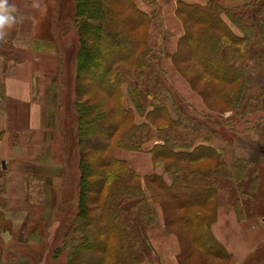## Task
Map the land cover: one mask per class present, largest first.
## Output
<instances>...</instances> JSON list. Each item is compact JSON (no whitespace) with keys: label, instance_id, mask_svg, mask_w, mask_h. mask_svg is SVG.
Wrapping results in <instances>:
<instances>
[{"label":"rangeland","instance_id":"rangeland-1","mask_svg":"<svg viewBox=\"0 0 264 264\" xmlns=\"http://www.w3.org/2000/svg\"><path fill=\"white\" fill-rule=\"evenodd\" d=\"M57 2L60 15L63 19L67 20L63 21L61 25L58 24L60 31L63 34L65 29H69L64 33V39L62 40L65 44V50H61L60 54L62 57L64 77L58 82L59 87L62 88L61 96H63L61 109L64 115V136L62 134L60 163L64 169L63 181L65 179V182L63 188L60 190V195L56 197L54 195L51 206L44 208L41 219L36 221V223L31 220L30 225H22V228L16 229L17 233H15L16 231H14L10 220L5 217L2 233L5 232L7 239H2L1 233L0 247L3 252L1 262L3 264H69L70 253L68 247L70 246H64L63 239L66 231L72 232V225H75L80 220L77 209L80 196L81 199L82 196L85 198L83 202L84 208H89L87 213L84 211L83 215L98 216L100 210L96 206H99V202L102 199L103 204L110 192L115 189L114 192L116 193L112 194V198L119 220L128 226L133 222L145 225L147 222L148 227L145 232L148 236V230L156 225V220L163 218L166 229L176 233L178 236L179 244L183 249V254L181 255V262L183 264H227L229 259L214 258L197 246L192 245L191 237L184 222V213L186 214V211H191L201 216L205 215L208 219L207 228H209V220L211 221V218H215L216 207L219 201L218 193L214 196L213 192L211 195L214 197L212 196V198L210 193L218 183V190L223 189L225 191L224 201H226V204L232 206L239 217L244 218L247 216L249 219L263 220L261 222L264 225V56L262 58L257 57L258 60L254 64L250 62L246 67L251 75L248 81L243 82V89L245 88L247 90L249 104H242L243 106L240 107L242 109L248 105V109L250 107L251 109L241 114L236 111V107L232 102L227 101L228 98L224 95V93L227 95L228 93L233 94L236 89L241 88V83L219 81L203 71L202 66L194 60L191 50H188L189 47L185 43L182 44L179 50H177L178 48L175 51L157 50L159 51V53L157 52L159 65L164 74H166L170 86V89L164 92L167 96V114L172 122L169 123L168 119L162 115L146 117L145 114H138L128 98L125 84L122 86L124 95L122 101L124 107H131L135 111V125L140 126V124L144 123L145 127L141 128V130L146 132L147 136L150 135L149 138L152 135L150 139L148 138L142 144V148L147 143L152 144L151 150L156 146L154 148L155 151H157L158 146H163L161 153L164 156L155 154L156 157L154 159L151 157V160L155 168H159L171 180V183L174 177L173 184L166 183L165 179L157 173L154 174L155 176L149 175L146 177L138 173L136 174L139 176L134 175L126 167L127 162L124 161L123 163L112 157L113 150L115 149L134 151L123 147L124 140L121 139V133L128 127V124L121 123L114 134L107 138L109 142L107 149L99 148L94 152L84 149V157L86 159L92 161L95 158L98 160L103 158L107 159V164L100 166L99 161V166L111 174V177L118 180V183H116V180L108 182V185L102 190L101 197L99 195L97 198V195L93 191V185H86L87 188H80L79 186L82 175L80 167L82 159L80 152H82V149L78 142L75 121L76 113L74 111V66L77 53L75 49L78 47L79 38L73 26L74 2L73 0H57ZM217 2L223 6L218 0ZM123 3L124 0H119L121 6L118 3H113L112 7L114 10L119 11L118 14L120 16L132 15L128 8L122 6ZM156 17L157 15L153 17L154 21L151 19L149 24L148 38L150 37V28L157 29L160 22L163 21L162 18L159 19V17ZM221 17L236 35H241L237 26L225 14H222ZM178 19L182 23L179 17ZM182 20V27L183 29L185 27V30L196 33L198 29L202 28L200 25L192 23L186 18ZM256 22L259 23L260 19H256ZM138 32H141L140 28ZM131 33H134L136 37L139 36L138 33L133 31ZM70 35L74 45L68 44ZM5 46L7 44H4ZM2 50L5 51L8 49L2 48ZM97 52L100 55L98 50ZM3 53L5 54L2 57L7 59L5 55H9L8 51ZM14 57L12 56V58ZM83 82L88 83L89 81L84 80L80 84ZM219 89H222L224 93L219 94L221 93ZM251 95L252 97H256V100L251 99ZM100 97L104 100L103 106L105 109L113 107L118 102L117 97L113 96L110 98L101 91H96V94L87 92L80 97V101L85 105H89L97 102ZM182 104L193 108L195 117L186 114L189 118L185 119L184 124H181L179 128L176 127L177 124L175 121L181 112L179 107ZM252 106H254V109H252ZM132 129L136 131V135L142 132L133 126ZM136 135L134 134V136ZM167 137L171 140H168ZM214 140H220V143L222 142L221 144L225 145L228 149L233 148L232 157L229 162L223 158L224 148L219 150L212 145ZM209 147L215 153L221 155L220 160L224 165L215 158L206 156L195 159H183V157H187L183 153L193 155L199 149V152H202L200 154H206L208 151L200 148ZM150 149L148 150L149 152ZM88 151L90 152L89 154H87ZM255 157H258L257 160H255ZM85 158L83 159L85 160ZM250 162L254 163L252 164ZM232 164L239 169L242 166H247L249 169H244L241 171V174H238L235 172V169L232 171ZM7 166L9 167L8 164ZM2 168L0 164V172H2L0 173V185L5 188L6 174L3 175L5 169L2 170ZM216 168H219V173L215 171ZM247 172L254 174L240 182L243 179L238 177L245 175ZM196 173H203L204 175V177H200L198 180L203 179V183L208 187L206 189V194L208 195L206 198L209 200V203L206 205L184 204V206H181L180 203H186L189 199L186 196H181V194L173 195L171 191H176V188L181 184L180 178L194 183L195 179H197ZM212 177L217 178L216 183H213V185L210 179ZM84 178L86 182H90L89 180L91 178L89 176H85ZM249 181H251V186H248L250 184ZM240 183L244 184L247 195L240 194ZM184 184L186 185V183ZM33 186L30 191L31 199L32 192H34ZM250 187L252 188L249 190ZM2 197L4 199L3 195ZM205 200L200 203L203 204ZM29 208L34 211L33 207ZM33 216L35 215L33 214ZM80 235L78 231L72 233V236L78 240ZM110 241L113 242V239H110ZM128 241L126 240V252L122 255L123 264H158L156 253L150 251L144 239H141L140 247H135L131 253L128 250V245H131ZM131 241H134V239ZM114 244L116 246L115 242H113ZM134 245L136 246V244ZM95 249L96 251L100 250L97 247ZM80 259L79 254H77L75 260L79 261ZM260 259L254 258L252 261L254 264H258L259 261L257 260Z\"/></svg>","mask_w":264,"mask_h":264},{"label":"trees","instance_id":"trees-1","mask_svg":"<svg viewBox=\"0 0 264 264\" xmlns=\"http://www.w3.org/2000/svg\"><path fill=\"white\" fill-rule=\"evenodd\" d=\"M73 2V26L79 38L74 66V111L76 113L75 121L78 142L82 149V152H80L82 175L79 186L80 188H87L86 185H93V191L98 198L99 195L101 197L102 190L105 189L108 182L116 180V183H118V180L111 177V174L107 173L103 167H100L108 163L107 159L98 160L95 158L93 161L86 159L84 157V149H88L90 152H94L99 148L107 149L109 147L107 138L114 134L121 123L128 124V127L121 133V139L124 140L123 147L128 150H142V144L150 136H147L146 132L141 130V128L145 127L144 123L140 124V126L135 125V111L131 107H124L122 101L124 97L123 84H125L128 98L138 114H145L146 117L162 115L168 119L169 123L172 121L167 114V96L165 92L170 89V86L166 74H164L159 65L157 56L159 51L150 47L148 43V27L153 17L152 14L150 15L140 10L133 0H124L122 4V6L129 9L132 14L130 16H120L118 14L119 11L113 9L112 4L118 3L120 5L119 0H73ZM175 12L182 23V19L186 18L202 27L196 33L185 30L184 27V33L178 40L177 50L185 43L189 47L188 50H191L194 60L202 66L203 71L219 81L241 83V88L236 89L233 94L228 93L227 95L222 89H219V92H221L219 94L224 93L228 98L227 101L234 104L236 111L241 114L248 112L251 109V107L248 109V105L241 109L242 104H249V96L246 92L247 90L243 89V82L248 81L251 75L246 69L248 63L254 64L258 60L257 57L262 58L264 56V0H251L248 3L231 8L221 6L217 0H209L204 5L178 1ZM222 14H225L237 26L241 35H236L230 29L222 19ZM256 19H260V22L257 23ZM16 27L17 23L10 29L7 37L0 40V56L5 54L3 53L5 51L15 56L12 39L16 33ZM139 28L141 29L140 33L138 32ZM131 31L138 33L139 36L136 37ZM4 44H7V46L4 47ZM2 48L8 50L4 51ZM84 80L89 82L80 84ZM96 91H101L110 98L113 96L117 97V104L113 103V107L105 109L102 97L97 102L89 105H85L80 101V97L85 95V93L96 94ZM250 98L256 100V97H252V95ZM179 108L181 112H178V119L175 121L176 127L184 124L185 119L189 118L187 115L195 117V112L190 106L182 104ZM252 109H254V106H252ZM132 126L142 132L136 135V131L132 129ZM2 133L0 131V137ZM167 139L171 140L169 137ZM154 148L150 149L152 159L156 157L155 154L164 156L161 153L163 146H158V152ZM200 149L208 152L200 154L202 152H199L198 149V152L193 155L183 153V155L187 156L183 157V159H195L206 156L215 158L223 164L220 160L221 155L215 153L211 147ZM89 151L87 154L90 153ZM112 157L124 163L123 160L117 159L113 155ZM254 162L250 163L253 164ZM126 167L134 175H138L127 165ZM231 169L232 171L235 169L236 173L241 174L242 170L249 168L242 166L239 169L232 164ZM215 171L219 173V168H216ZM172 173L175 174L174 171ZM154 174L151 173L145 175V177L149 175L155 176ZM252 174L254 173L247 172L238 178L243 179L240 180L241 182ZM195 175H197V179H195L194 183L180 178L181 184L176 188V191H171L173 195L181 194V196H186L189 199L186 203H180L181 206H184V204L206 205L209 203L206 198L208 196L206 194L208 187L203 183V179L198 180L204 175L203 173H196ZM85 176L91 178L89 183L85 181ZM210 179L212 185L216 183V177ZM173 181L174 177L170 185L173 184ZM249 182L250 184L247 185L251 186V181ZM244 187L243 183L239 184L241 195H247ZM218 189L217 183L210 195L214 192L213 195L215 196ZM114 190L110 192L103 204L102 199L99 202V206H96L100 210L98 216L83 215L84 211L87 213L89 208H84L83 202L85 198L82 196L81 199L80 196L77 208L80 220L75 225H72V232L66 231L63 239V245L66 247L70 246L68 247L70 253L69 264H123L122 255L126 252V240H129L128 243L131 244L128 245L130 253L135 247H140L141 239H144L146 246L150 251H153L150 242H148L150 246L147 243L149 241L145 232L148 227L147 222L146 225L133 222L128 226L117 217L116 207L112 198V194L116 193ZM3 192L4 187L0 185V206H2L0 207V235L4 230L5 223V215L2 209L5 205L2 197ZM213 195H211V198ZM204 199H206L205 202L201 204L200 202H203ZM211 219L209 223L213 221V218ZM207 220L205 215L201 216L196 212L186 211V214L184 213V222L191 237L192 245L197 246L214 258L229 259L230 254L214 238L210 231V225L207 228ZM74 231L80 232L79 240L72 236ZM110 239H113L116 246L115 244L113 245ZM132 239L134 241H131ZM133 244H136V246H133ZM96 247L100 250L96 251ZM77 254L82 259L77 260L78 262L75 260ZM182 254L183 249L181 248L179 254L180 264H183L181 262ZM2 256L3 252L0 247V264H3L1 262Z\"/></svg>","mask_w":264,"mask_h":264},{"label":"crops","instance_id":"crops-1","mask_svg":"<svg viewBox=\"0 0 264 264\" xmlns=\"http://www.w3.org/2000/svg\"><path fill=\"white\" fill-rule=\"evenodd\" d=\"M10 1L15 5L18 17L12 39L16 59L10 54L5 55L7 59L0 56V131L3 132L0 137V164L2 167L4 164L2 170L6 171L3 172V175L6 174L2 194L6 207L3 211L17 233L22 225L27 226L31 220L36 223L41 219L42 211L51 206L54 195H60L65 182L60 163L62 134L64 136L63 96L58 82L64 77L60 54L61 50H65L62 40L69 29H65L63 34L60 31L58 24L67 20L60 15L57 0ZM133 1L140 10L163 20L157 29L150 28L149 46L161 51H175L184 33L175 13L177 2L204 5L209 0ZM218 1L231 8L249 0ZM71 40L70 35L68 44L74 45ZM212 143L219 150L224 148L223 158L229 162L233 148H226L220 140ZM151 146L147 143L140 151L115 149L113 155L127 162L139 175L154 172L170 184L171 180L153 165L148 151ZM32 186L34 192L31 199ZM217 193L219 201L210 231L230 254L227 264H254V258H261L257 260L258 264H264L263 220L239 217L224 201L225 191L220 189ZM29 207H33L34 211ZM163 220L157 219L156 225L148 230L153 251L159 264H180L178 236L166 229ZM2 239H7L5 232Z\"/></svg>","mask_w":264,"mask_h":264},{"label":"clouds","instance_id":"clouds-1","mask_svg":"<svg viewBox=\"0 0 264 264\" xmlns=\"http://www.w3.org/2000/svg\"><path fill=\"white\" fill-rule=\"evenodd\" d=\"M15 5L10 0H0V40L5 39L10 29L18 22Z\"/></svg>","mask_w":264,"mask_h":264},{"label":"water","instance_id":"water-1","mask_svg":"<svg viewBox=\"0 0 264 264\" xmlns=\"http://www.w3.org/2000/svg\"><path fill=\"white\" fill-rule=\"evenodd\" d=\"M3 165V167H4V164H2Z\"/></svg>","mask_w":264,"mask_h":264}]
</instances>
